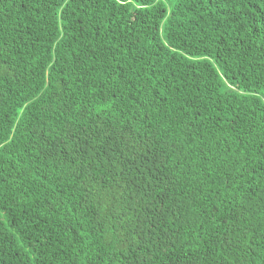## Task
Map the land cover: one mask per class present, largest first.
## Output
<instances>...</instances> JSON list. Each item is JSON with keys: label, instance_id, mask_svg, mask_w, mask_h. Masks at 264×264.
I'll list each match as a JSON object with an SVG mask.
<instances>
[{"label": "trees", "instance_id": "trees-1", "mask_svg": "<svg viewBox=\"0 0 264 264\" xmlns=\"http://www.w3.org/2000/svg\"><path fill=\"white\" fill-rule=\"evenodd\" d=\"M0 264H264V0H0Z\"/></svg>", "mask_w": 264, "mask_h": 264}]
</instances>
